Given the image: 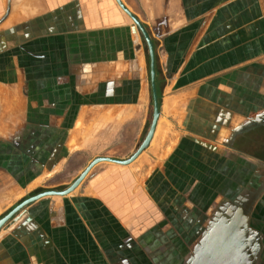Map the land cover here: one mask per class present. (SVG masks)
<instances>
[{"label":"crops","instance_id":"1","mask_svg":"<svg viewBox=\"0 0 264 264\" xmlns=\"http://www.w3.org/2000/svg\"><path fill=\"white\" fill-rule=\"evenodd\" d=\"M119 1L153 45L152 137L132 162L100 161L68 194L17 211L0 228V264L155 263L153 232L192 231L188 198L200 182L201 198L211 181L224 184L232 163L243 176L207 207L187 250L214 214L260 196L264 0ZM149 66L116 0H0V219L67 189L97 157L138 150L152 119ZM61 172L66 187L49 185Z\"/></svg>","mask_w":264,"mask_h":264},{"label":"rangeland","instance_id":"2","mask_svg":"<svg viewBox=\"0 0 264 264\" xmlns=\"http://www.w3.org/2000/svg\"><path fill=\"white\" fill-rule=\"evenodd\" d=\"M157 104H158V100H157ZM151 109L153 110V101L151 102ZM104 127H105V123H103L102 120H99L97 121V123H95L94 143L96 145L98 144L99 149L96 150V153L99 154L105 152L106 145H109L106 143V139L101 133L104 131L103 130ZM239 165L240 164H237L236 166L234 165V163H232L231 165H227L226 174H225L227 179H225L224 184L221 181L220 182L211 181L208 185L209 188L203 191L204 198H201L200 195L199 197L195 196V194L198 192L202 193L201 190L203 188V185L201 184V182L198 183V185L195 188L196 190L194 189L193 191V198L192 196L188 198V203L190 204V206H188L187 208L192 212H189L190 214H188L187 218L188 220L193 222L194 229L192 231H188L185 229H178L177 231L172 230V232L167 231L166 233H164L163 231V234H161V231L153 232L155 236L154 238L151 239H156L155 241H159V242H155L154 244L155 246H157V248L161 246V249L156 248L154 254L155 263H151V264H183L184 263L185 259L189 256L192 250V248L187 250L186 244L187 242H189V240L195 239L198 233L200 232V229L198 230L197 228L201 225L202 221L206 216L205 213L207 212L206 211L207 207L212 205L213 203H214L213 205L215 206L218 205L216 202L217 200L216 198L218 197V195H221L223 193L222 189L228 190L229 188H231V186L234 184L235 177H237L236 176L237 173L242 171V176H243L245 169L243 168V166H241L242 167L241 168ZM70 172H72L71 169ZM65 173L66 172H61L58 175H56L55 178L49 182V185H55L57 188L60 189L66 187V184L68 183L67 182L65 183L63 181L65 179L69 180L70 176H68L67 174L65 175ZM183 193L184 192L181 191V194ZM259 195L260 196L256 198L253 202L255 206L247 202L246 204L239 206L237 209V211L238 210L247 211V218L249 221V225L254 229V231H256V233H254L252 231L247 230V226L244 225V218H243V223H240V225H243L241 235L243 236V238L246 236L247 237L253 236L252 245H254L256 242L259 243V250L255 258L253 256L255 260L252 262V264H264V185L263 184L261 185V191H259ZM182 201L183 200L179 199V202L182 203ZM6 214L7 213H4L3 216H5ZM233 215L238 216L240 214L238 212H234V210H229L227 213H222L221 218L223 219H221V223L224 224L225 217L231 218ZM178 217L179 220H182L184 219L185 216L184 214L179 213ZM169 236L173 237L174 240H171L173 243L169 241ZM186 253L188 254L186 255Z\"/></svg>","mask_w":264,"mask_h":264},{"label":"water","instance_id":"3","mask_svg":"<svg viewBox=\"0 0 264 264\" xmlns=\"http://www.w3.org/2000/svg\"><path fill=\"white\" fill-rule=\"evenodd\" d=\"M116 2L130 16V18L133 20V22L136 24V26L138 27V29L142 33V35L145 39V42L147 44L148 52H149V58H150V66L149 67H150L153 110H152V119H151L150 127H149L147 134H146L145 139L143 140V142L139 146L138 150L130 158L123 160V161H120V160H115V159L107 158V157H97L90 163V165L77 177V179L67 189H65L63 191H45V192L38 193L34 196H31V197L23 200L21 203H19L16 207H14L11 211H9L5 216H3L0 219V228L3 227V225L17 211H19L21 208H23L25 205L29 204L30 202H33L34 200H36L42 196H45V195H53V194L66 195L69 192H71L81 182V180L87 174L89 169L93 165H95L96 163H98L100 161H111V162H116L119 164H128V163L132 162L135 159V157L144 148L147 147V145H148V143L152 137L157 117L159 115L158 104H157V95H156V90H155V85H154V73L155 72H154V61H153V45L151 43V40H150L147 32L145 31V29L143 28L141 23L136 19V17L134 15H132L122 5V3L119 0H116ZM234 209H235L234 206L231 205L230 207H228L227 210H222V211H220V213L218 212L212 216V218H211L210 222L208 223L206 229L200 233L198 241L193 245L191 253L185 259L183 264H202V260L205 259L206 256H207V258H212V257H214V255H216V257L212 258L211 260H213V261H215V263H217L218 260L221 259L222 255H224V252H226L225 254H228V250H229V252L232 253V251L236 250L237 246L239 247V251H242L244 253L242 255V257H245V262L243 261V264H252V262L255 260L254 258L257 255V252L259 250V243L258 242H256L254 245H252V237L253 236H249V237L246 236L242 239H238L239 236H237L236 233L235 234H231V233L225 234L224 237H218V236H215L216 234H214V229H215L216 225L219 226V223H221V219H223V218H221L222 213H225V212L227 213L229 210H234ZM234 212H236V211L234 210ZM237 212L240 214V216H242L244 218V225L247 226V230L256 233V231H254V229L252 227H250V225H249V221L247 218V211L238 210ZM225 218H227V217H225ZM213 248H215L214 251H213ZM253 256H254V258H253Z\"/></svg>","mask_w":264,"mask_h":264},{"label":"flooded vegetation","instance_id":"4","mask_svg":"<svg viewBox=\"0 0 264 264\" xmlns=\"http://www.w3.org/2000/svg\"><path fill=\"white\" fill-rule=\"evenodd\" d=\"M224 221H225L224 224H220V226L216 229V231H214V234H216L215 236L224 237L225 234L236 233V235L239 236L238 239L243 238V236L241 235L243 225H240V223H243L242 216L233 215L231 218L224 219ZM214 249L215 248H213V251ZM235 251H232V253L229 252L228 254L222 255L221 259L218 260L217 263H215L214 261V264H243V261L245 262V257H242L244 253L242 251H239L238 246ZM212 258H207L206 256L205 259L202 260V264H213V260H211Z\"/></svg>","mask_w":264,"mask_h":264},{"label":"bare ground","instance_id":"5","mask_svg":"<svg viewBox=\"0 0 264 264\" xmlns=\"http://www.w3.org/2000/svg\"><path fill=\"white\" fill-rule=\"evenodd\" d=\"M80 123V122H79ZM77 125L79 126V125H81V123L80 124H78L77 123ZM77 126V127H78ZM70 133H72L71 134V137H70V141L68 142V144H69V146L70 147H74V146H76V145H78V142H77V131H76V134H75V132H70ZM70 135V134H69ZM70 149H72V148H70ZM218 228V226H216L215 227V230L214 231H216V229ZM226 252H224V254H225ZM228 253H229V251H228ZM216 257V255L213 257V258H215ZM209 260V259H208ZM213 264H214V261H213Z\"/></svg>","mask_w":264,"mask_h":264}]
</instances>
